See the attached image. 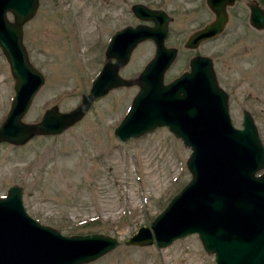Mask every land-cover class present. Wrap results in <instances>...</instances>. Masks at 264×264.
Returning <instances> with one entry per match:
<instances>
[{"label": "rangeland", "instance_id": "374dc122", "mask_svg": "<svg viewBox=\"0 0 264 264\" xmlns=\"http://www.w3.org/2000/svg\"><path fill=\"white\" fill-rule=\"evenodd\" d=\"M136 2L171 17L164 44L175 46L177 54L163 81L187 69L191 55L211 56L217 82L227 93L231 123L241 126L247 110L264 146V26L248 21V5L264 7V0H235L227 6L223 30L194 49L183 41L212 19L204 0H38L35 13L22 24V41L43 82L22 119L37 121L50 105L69 110L80 102L105 60L111 33L141 21L131 10ZM153 51L151 39L139 42L119 74L137 75ZM137 89L133 83L109 90L58 134H36L22 144L0 141V196L17 184L25 211L40 223L63 234L98 231L117 237L111 251L83 264H214L213 253L194 233L165 247L123 243L139 225H149L190 178L185 164L190 148L166 126L125 140L113 133ZM12 95L13 79L0 49V122Z\"/></svg>", "mask_w": 264, "mask_h": 264}, {"label": "water", "instance_id": "95a60500", "mask_svg": "<svg viewBox=\"0 0 264 264\" xmlns=\"http://www.w3.org/2000/svg\"><path fill=\"white\" fill-rule=\"evenodd\" d=\"M234 2L205 0L213 18L191 31L183 46L194 49L220 33L228 19L227 6ZM37 5L38 0H0V49L13 79L0 141L22 144L36 134H58L77 122L97 97L137 84L113 133L125 140L166 126L190 148L185 160L190 178L149 225H139L123 243L165 247L194 233L202 248L213 253L214 264H264V170L258 173L264 167V146L247 110L242 111L240 127L231 123L227 93L217 82L212 58L193 54L188 69L164 82V72L177 54L175 46L164 44L171 17L161 8L133 3L131 10L141 21L110 35L105 60L80 102L69 110L50 105L37 121L27 122L22 117L43 76L29 60L22 24ZM248 9L249 23L262 28L264 7L253 2ZM146 39L154 44L152 56L134 77L121 76L119 68ZM21 192L19 185L11 184L0 196V264H83L118 244L117 237L107 233L63 234L40 223L25 211Z\"/></svg>", "mask_w": 264, "mask_h": 264}]
</instances>
